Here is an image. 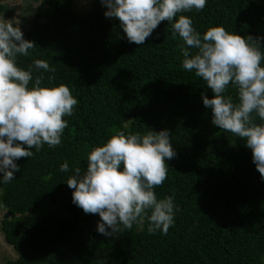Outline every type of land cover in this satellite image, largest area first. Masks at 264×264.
I'll list each match as a JSON object with an SVG mask.
<instances>
[{"label":"trees","instance_id":"16d2710c","mask_svg":"<svg viewBox=\"0 0 264 264\" xmlns=\"http://www.w3.org/2000/svg\"><path fill=\"white\" fill-rule=\"evenodd\" d=\"M0 3L3 264H262L264 0Z\"/></svg>","mask_w":264,"mask_h":264},{"label":"rangeland","instance_id":"374dc122","mask_svg":"<svg viewBox=\"0 0 264 264\" xmlns=\"http://www.w3.org/2000/svg\"><path fill=\"white\" fill-rule=\"evenodd\" d=\"M89 1L90 0H73L72 6L74 9L80 11L88 6ZM9 2L8 6L12 7V13L10 15H5L6 17L2 19L4 21L10 20L17 28H27L34 19V12L39 7V0H9ZM1 210L0 208V211ZM1 248H3L4 251ZM0 249V264H2L5 259H12L15 257V252L11 247H4L0 243ZM262 264H264V253L262 255Z\"/></svg>","mask_w":264,"mask_h":264},{"label":"water","instance_id":"95a60500","mask_svg":"<svg viewBox=\"0 0 264 264\" xmlns=\"http://www.w3.org/2000/svg\"><path fill=\"white\" fill-rule=\"evenodd\" d=\"M0 3H7L8 5H9V0H0ZM3 212H1L0 213V216H1V214H2ZM1 240V239H0ZM1 243H2V245H4V247H11V245H8V244H6L5 242H3L2 240H1ZM12 248V247H11Z\"/></svg>","mask_w":264,"mask_h":264},{"label":"flooded vegetation","instance_id":"af4514ba","mask_svg":"<svg viewBox=\"0 0 264 264\" xmlns=\"http://www.w3.org/2000/svg\"><path fill=\"white\" fill-rule=\"evenodd\" d=\"M1 212H2V211H0V213H1ZM2 214H3V213H2ZM2 214H1V215H2ZM0 217H1V216H0ZM0 234H1V232H0ZM1 235H2V234H1ZM1 240H2L3 242H5V241L3 240V236H1ZM1 240H0V243H1ZM1 244H2V243H1ZM3 246H4V245H3ZM1 249L3 250V248H1ZM1 249H0V250H1ZM11 249H12V248H11ZM3 251H4V250H3ZM3 257H4V256H3ZM5 260H6V259H5ZM5 260H4V261H5ZM4 261H3V262H4ZM3 262H2V264H3Z\"/></svg>","mask_w":264,"mask_h":264},{"label":"crops","instance_id":"0c3cea01","mask_svg":"<svg viewBox=\"0 0 264 264\" xmlns=\"http://www.w3.org/2000/svg\"><path fill=\"white\" fill-rule=\"evenodd\" d=\"M1 236H2V235L0 234V239H1Z\"/></svg>","mask_w":264,"mask_h":264}]
</instances>
